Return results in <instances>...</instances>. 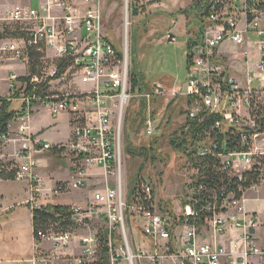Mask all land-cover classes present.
Instances as JSON below:
<instances>
[{"label": "built area", "instance_id": "2783aa9c", "mask_svg": "<svg viewBox=\"0 0 264 264\" xmlns=\"http://www.w3.org/2000/svg\"><path fill=\"white\" fill-rule=\"evenodd\" d=\"M100 1L46 0L40 7L16 5L4 19L21 26L26 37L10 38L1 46L0 64H28L31 47L41 54L42 61L38 73L25 69L23 74L8 78L12 83L7 97L25 104L8 133L0 136V146L9 142L18 145L10 154L9 169H17L16 179L27 182L32 208L48 205L42 204L43 199L54 200L95 185L85 205H70L71 228L48 227L35 234L33 264H255L256 257L264 261V242H257L255 236L260 224L253 213L245 211L244 194L240 198L228 194L220 210L209 206L213 215L198 227L188 220L195 215L190 203L181 205L180 213L173 206L165 210L154 184L145 177L138 179L133 192L129 190L122 148L126 113L131 100L151 96L132 91L128 36L118 48L116 39L101 26ZM257 4L259 0H212L213 12L189 50L187 90L177 86L171 91L174 98H192L184 118L203 123L207 115L219 114L221 119L211 129L241 130L246 150L219 152L220 145L208 139L198 154L217 153L224 167L239 178L260 166L262 181L250 189L264 182V164L260 161L264 157L263 117L257 110L258 102L264 103V11L256 9ZM225 42L237 46L250 43L258 53L244 80L230 73L226 57L219 51ZM242 56L247 63L252 60L246 50ZM62 60H69L63 70ZM78 82L86 89L78 87ZM36 104L47 107L53 116L66 112L70 117L71 136L61 155L70 157L72 179L56 181L50 188L36 172L35 155L51 150L52 145L25 126L24 118ZM155 132L149 116L146 134ZM89 168L101 172H90ZM101 231H108L112 247L100 242ZM229 232V245L218 240ZM43 241L50 246L41 248ZM74 241L78 244L76 252Z\"/></svg>", "mask_w": 264, "mask_h": 264}, {"label": "rangeland", "instance_id": "374dc122", "mask_svg": "<svg viewBox=\"0 0 264 264\" xmlns=\"http://www.w3.org/2000/svg\"><path fill=\"white\" fill-rule=\"evenodd\" d=\"M133 0H101L102 7V22L104 31H106L110 36L116 39L117 43L122 42L125 37L129 42V51H128V65L131 71L140 70L143 72L145 78L144 82L147 85L154 86V83L160 82L164 87V93H160L153 98H150V106L148 112L158 111L162 114L161 126L164 127L163 135L159 131L155 132V135L159 136V141L157 144V159L151 161L144 160V157L141 155L130 157L126 150V125L128 122V117L132 113V109H137L138 101L131 100L129 107L126 113L125 119V128L122 132V148L124 152L125 160V175L124 180L127 183L128 188L130 189V182L132 175L135 174L138 170L140 173L145 175V178L148 179L150 176L155 182V190L160 195V198L171 200L170 203L178 213L182 211L181 205L186 199V194L189 193L187 188V183L190 180L191 172L187 170L185 166V160L181 153L175 152L168 143L167 137L172 133L176 128L179 127L185 121L184 117H180V112L182 109H186L185 101L182 102V99L176 96L173 97L171 91L174 87L181 86L186 91L188 82V62H187V38H189L192 33L195 35V31L198 29L196 23L193 21L192 16H189V20L182 14H179V11L188 7L193 0H161L157 2L156 0H139L142 3H148L155 1L148 5V18L143 23L136 22L137 17L132 16L131 14V4ZM34 6L38 5V0H34ZM176 14L177 19L175 20L173 15ZM5 16V15H4ZM171 16V17H170ZM173 22V24L171 23ZM187 22H190V25L187 26ZM9 24L6 21H0V31H3V24ZM138 23V24H137ZM140 27V30L137 37L135 38V29ZM172 27L171 32L176 36L173 41L167 40V31ZM143 28V29H142ZM143 35V36H142ZM253 38H257L253 36ZM9 37L2 38V46L9 40ZM232 45H227L224 51L230 53H240L241 48L231 47ZM249 50V47H247ZM252 51V49H251ZM137 52V55H135ZM229 53V57L232 58V55ZM258 53L252 52V60L249 62L250 65L253 64L257 58ZM237 65L242 64L245 68L246 62L242 61V56L238 55L236 57ZM9 67V65H11ZM242 65L241 68L242 69ZM138 66V67H137ZM10 68L13 70H20V65L15 62H9L7 65H3L0 68V92L4 95L9 93V82L5 79ZM138 68V69H137ZM22 69V68H21ZM29 71V68H28ZM240 71H243L240 70ZM243 77V75H242ZM160 85V86H161ZM78 87L85 88L84 84L78 82ZM173 86V87H171ZM149 87V86H148ZM171 87V88H170ZM12 98V97H9ZM173 101V106L166 109V105ZM15 105L18 106V99L13 100ZM37 107H42L41 111H35L34 120L36 124L45 131V133H52L54 129L58 126L59 123L64 124L66 122V117H60L55 119L49 115L48 109L42 104H36L34 110ZM21 109H24L22 107ZM134 114H132L133 116ZM168 119L170 123L167 122ZM139 120H130V126H133L134 134L139 130ZM19 124H14L13 127L18 126ZM64 127V126H62ZM62 133V138H67L68 130L64 127L60 129ZM145 130L143 128L141 131L135 134L136 141L140 143L141 139H146ZM153 138V136H152ZM18 145H15L14 142L3 143L0 146V161L5 165L9 163L10 154L15 152V148ZM38 155V156H37ZM37 157H43V161L39 162L35 157L36 161V172L44 178L47 188H50L56 181L60 180H71L73 173L69 171V159L70 157H64L58 153L53 152V150H46L43 153L36 154ZM159 158L162 159L158 160ZM145 166V167H144ZM144 168V170H143ZM163 171L161 182L159 181V171ZM89 171H96L100 173V169L89 168ZM149 180V179H148ZM24 180L0 182V193L5 192L10 195L11 200L7 201L6 204H13V207L10 211H4L0 213V221H7V223H16L15 228L18 232L20 246L27 249L31 245L32 238V222L31 215L29 213L28 207L18 206V199L23 198L26 193V184ZM97 182L96 184H99ZM156 183H158L156 185ZM262 197L264 198V182H262ZM95 187L94 183L91 187H86L83 189L75 190L70 194H63L59 197H56L54 200L57 201H73L74 199H81L82 194L86 191H91ZM256 193V192H254ZM249 195H253L251 192ZM251 207L256 208L260 206L262 211H264V199L259 200L258 202H252ZM1 211V209H0ZM1 225H4L1 222ZM264 224L258 226V233L261 235L264 231ZM14 228V229H15ZM11 240V239H10ZM8 247L5 248V247ZM15 241L11 240V243L7 245H0V253L6 250L17 251ZM3 248V250H1ZM21 250V249H20ZM29 251V249H27ZM255 264H264V261L255 258Z\"/></svg>", "mask_w": 264, "mask_h": 264}, {"label": "trees", "instance_id": "16d2710c", "mask_svg": "<svg viewBox=\"0 0 264 264\" xmlns=\"http://www.w3.org/2000/svg\"><path fill=\"white\" fill-rule=\"evenodd\" d=\"M156 1L160 2L161 0ZM154 2L155 1L148 2L146 4L140 2L139 0L132 1L131 15L137 17L136 22L140 24L148 18V15L150 14L148 12V5ZM259 2L260 5L257 4L256 9L264 11V0H259ZM212 12V0H193L188 7H185L179 11V14L184 15L188 20L189 16L191 15L198 28L195 31V35L192 33V35L187 38L186 41L188 69L191 64L189 50L201 37L205 22ZM231 13H233V10ZM249 15L250 19L253 18V14L249 13ZM173 16L174 17H170L176 20L178 15L174 14ZM219 22H221V19H219ZM171 23L173 24L172 21ZM189 25L190 22H187V26ZM139 31L141 30L138 26L135 29V38L137 37L136 35ZM6 36L9 38H25L26 33L25 31L21 30V26L18 24L4 23L3 31H0V39ZM117 44L118 48H120L121 44ZM28 53L29 72L32 74L38 73L42 64L41 54L34 47L29 48ZM120 55L122 56L121 53ZM135 55H137V52ZM60 63L62 64L60 69L63 70L69 64V60H62ZM24 79L27 80V78ZM144 80L145 78L142 71L137 70V73H135V71H131L132 91L135 94H150V98L157 96L158 94L156 93L154 86L147 85ZM42 89L43 88H41V90ZM150 98L133 99V101L139 100L137 109H132L133 112L130 113L126 125L125 151L130 157L137 155L143 156L145 162L157 159L156 152L160 135L153 134L150 136L145 133L146 139H141L143 141L138 143L136 141L135 134L141 131L142 128L146 132V120L149 116H151L154 120L155 130L159 131L161 135H163L164 132V127L160 125L162 122L161 112L156 110L152 111L151 113L150 111L148 112ZM179 98L182 99V102L185 101V107H187L189 103H192V98L183 96ZM173 101L174 100L166 105V109L173 106ZM24 105V102L18 101V106H16L13 99L9 97H0V136L8 133L10 123L16 118L21 108L25 107ZM257 110L259 115L263 117L260 123L264 128V103L258 102ZM187 113L188 111L186 109H182L180 112V117H185ZM132 114L134 115L132 116ZM136 118L139 120V128L137 127L139 130L134 134L132 129L133 126H130V120H135ZM220 119L221 117L219 114L207 115L203 123H199L197 119L185 118V121L180 124L179 127L176 128L172 133H170L169 137H167L169 146L175 152L181 153L183 155L187 170L192 172L190 175L191 182L187 183L186 185L187 188L192 191V194H186V198L188 197V200H184L183 205L188 203L191 204L195 215L189 216L188 220L198 227L204 226L206 218L213 215L214 211L211 209V207H214L215 210H220V207L227 198L228 194L232 193L234 196L240 198L247 189L252 188L254 185H259L262 181V170L260 166H254L251 170L245 171L242 174V177L239 178L238 175H235L233 172H230L224 167L217 153L212 151V153H209L205 156L198 154L199 150L201 149V144L208 139H214L215 142L220 145L219 152H222L223 150H246V146L242 145L241 142V130L232 127L224 130L222 129L221 131L211 129V127L214 126L216 120ZM170 120L168 119L167 122L170 123ZM224 140H226L225 148L222 146ZM51 150L61 155L64 148L54 146ZM158 160H160V162L162 161L159 156ZM260 161L262 164H264V157L261 158ZM9 167L10 164L5 163L4 165L0 161V179H16L15 172L17 169L10 170ZM158 173V179L161 182L163 171L161 170ZM132 176L133 177L131 178L129 190L133 192L138 179L140 177H145V175L140 173L138 170ZM148 179L147 180L150 183H155L150 176H148ZM154 187L156 188L155 185ZM170 201L171 200L160 198L161 207H164L165 210H169L172 207ZM209 206L211 207L208 209ZM32 216L34 235L40 230L45 232L48 227H54L56 230H60L69 229L73 226L71 207L67 204H48L41 208H33Z\"/></svg>", "mask_w": 264, "mask_h": 264}, {"label": "crops", "instance_id": "0c3cea01", "mask_svg": "<svg viewBox=\"0 0 264 264\" xmlns=\"http://www.w3.org/2000/svg\"><path fill=\"white\" fill-rule=\"evenodd\" d=\"M34 0H0V21H4V19L8 16V11L16 6V5H31L32 7H40L42 3H44V1L46 0H38V5L34 6ZM5 15V16H4ZM2 39H0V48H1V44H2ZM227 45H232L231 47H238L239 49L241 48V52L240 53H230L228 51H224L225 47ZM225 46V47H224ZM247 47H249V50L247 49ZM252 49V51H251ZM243 50H246L248 52V54L251 56V53L254 52L253 48L251 46L250 43H247L245 46H237L231 42H225L223 43L220 47H219V51L222 55H224L226 57L228 66L230 68V73L237 78L238 80H244L246 75L248 74V71L250 69H252V65H250V63H247L242 56V52ZM229 53L232 55V58H230ZM240 55V57L242 56V61L244 60L246 62L245 68L243 67L242 64L237 65L236 62V57ZM9 62H15V61H8L5 62L3 64H0V68H2L3 65H7V63ZM17 64L20 65V70L15 71L13 70L14 68H10L7 76L5 77V79L7 80V82H9L8 86H9V93H7V95H4L0 92V97H7L8 95H10V87H11V81L8 79L9 76L11 74H23L25 69L29 68V63L26 64L25 62H18ZM242 65V69L243 71H240L242 69L241 68ZM11 65H9V67H11ZM22 68V69H21ZM243 75V77H242ZM159 85H161L160 82H157ZM162 86V85H161ZM173 87V86H171ZM170 87V88H171ZM175 88V87H174ZM42 107H37L36 110H34L32 113H30L29 115H27L24 120H25V126L27 127V131L32 133L33 135H38L41 137V139L45 142H49L52 147L54 146H58V147H62L63 145H66L69 140H70V136H71V128H70V124H69V114L66 112H62L57 116H53L50 112V110L48 109L49 115L55 119H59L60 117H66V122H64V124L59 123L58 126L56 127V129H54V131L52 133H45V131L43 129H41L38 124H36V121L34 120V113L35 111H41ZM64 126L67 130H68V135L67 138H62V133L60 132V129H63ZM17 126H15V129ZM38 156V155H37ZM35 155V157L37 158V160L39 162L43 161V157H37ZM65 157V156H64ZM69 160V161H68ZM66 161L69 162V171L71 168V163H70V159H67ZM71 172V171H70ZM39 175V173H38ZM42 179V181L45 183L44 178H42L41 175H39ZM6 182L12 181V180H5ZM14 181H17V179H15ZM19 181V180H18ZM63 181V180H60ZM0 182H4V179H0ZM26 184V193L25 196L23 198L20 197V199H18L17 201V205L18 206H27L29 209V213L31 215V222H32V226H33V216H32V206L30 205V191L28 188V184L25 181L24 182ZM263 184V183H262ZM262 184L257 188V189H249L244 193V196L242 198V205L245 209L246 212L248 213H253L257 219H258V225L259 224H264V211H262L260 206H257L256 208H253L250 206V204L252 202H258L261 199H264L262 197L263 192H262ZM46 185V183H45ZM47 188V186H46ZM251 192H253V195H249ZM256 192V193H254ZM70 194V193H68ZM92 195L91 191H86L82 194V198L81 199H74L73 201H57V200H41L42 204H67V205H85L86 203V199L88 196ZM10 195L6 194L5 192L0 193V213H3L4 211H10L13 207H15L12 203L11 204H6L7 201L11 200V198H9ZM1 222L4 223V225H1ZM16 223H7V221H0V245L3 244V246L7 245V243H11V240L15 241L16 243V249H18L17 251H10L6 253V250H4V252L0 253V264H33V258L35 257V235H34V228L32 230V238H31V245H29V251L25 248H23L22 246H20L19 243V236L17 235V231L16 229L18 228V224L17 227L15 228ZM264 227V225H263ZM15 228V229H14ZM264 230V229H263ZM255 236L257 237V242L262 243L264 242V231H262V234L260 235L258 233V227H257V231H255ZM11 239V240H10ZM231 239V232L227 233L226 235L219 237L218 240L229 245V241ZM41 248H46L50 246V243H48L47 241H43L41 243ZM78 246L77 242L74 241L72 243V248H74V251L76 252L75 248ZM5 248L8 249V247L6 246ZM21 249V250H20ZM1 250H3V248H1ZM77 253H80V251H78Z\"/></svg>", "mask_w": 264, "mask_h": 264}, {"label": "bare ground", "instance_id": "6f19581e", "mask_svg": "<svg viewBox=\"0 0 264 264\" xmlns=\"http://www.w3.org/2000/svg\"><path fill=\"white\" fill-rule=\"evenodd\" d=\"M100 242H103V246L105 247H112V240L108 239V231H101Z\"/></svg>", "mask_w": 264, "mask_h": 264}, {"label": "water", "instance_id": "95a60500", "mask_svg": "<svg viewBox=\"0 0 264 264\" xmlns=\"http://www.w3.org/2000/svg\"><path fill=\"white\" fill-rule=\"evenodd\" d=\"M171 29H172V27H170V29H168V31H167V35H168L167 40L168 41H173L175 36H176L174 33L171 32ZM154 88H157L160 93H162V92L164 93V87L160 86L158 83H154Z\"/></svg>", "mask_w": 264, "mask_h": 264}]
</instances>
